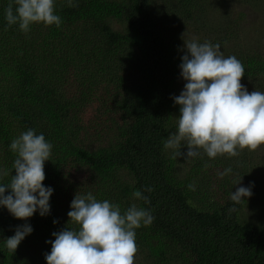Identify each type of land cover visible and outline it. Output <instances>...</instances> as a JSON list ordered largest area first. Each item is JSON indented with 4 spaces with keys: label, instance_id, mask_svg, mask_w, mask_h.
I'll use <instances>...</instances> for the list:
<instances>
[{
    "label": "trees",
    "instance_id": "16d2710c",
    "mask_svg": "<svg viewBox=\"0 0 264 264\" xmlns=\"http://www.w3.org/2000/svg\"><path fill=\"white\" fill-rule=\"evenodd\" d=\"M9 2L0 0V169L15 175L10 143L33 129L53 145L43 181L53 193L45 216L37 210L21 220L0 206V264H46V241L54 240L53 232L78 229L67 213L75 194L89 192L122 212L133 203L151 211L152 224L136 229V264H264V167L260 157L251 159L264 148L205 168V158L186 166L185 155L173 159L163 146L177 130L174 97L183 90L177 79L185 54L177 43L184 22L213 34L211 43L244 65L241 83L264 92V54L240 44L237 19L228 32L208 29L210 0H73L75 7L56 0L61 25L33 24L24 33L18 24L7 25ZM90 103L96 112L85 119ZM217 166L219 173L230 167L231 178L206 173ZM73 175L82 178L76 183ZM250 185L246 200L230 199ZM137 190L150 203L136 200ZM203 202L212 208L202 209ZM23 224L33 230L12 252L5 240Z\"/></svg>",
    "mask_w": 264,
    "mask_h": 264
},
{
    "label": "clouds",
    "instance_id": "9594fccd",
    "mask_svg": "<svg viewBox=\"0 0 264 264\" xmlns=\"http://www.w3.org/2000/svg\"><path fill=\"white\" fill-rule=\"evenodd\" d=\"M67 4L76 6L73 0H67ZM5 20L8 26L18 24L24 33L33 24L59 27L62 23L56 14V0H10ZM184 50L179 68L186 83L174 97V103L179 106L177 130L163 145L173 150L172 158L196 157L200 150L210 159L223 155L235 157L244 149L255 151L264 145V92H249L241 83L244 65L235 56L226 58L219 44L209 41H184ZM182 146L187 147L186 154L180 151ZM52 147L43 134L37 135L33 129L11 141L10 150L16 154L12 165L15 175L0 169V180L11 175L8 184L0 183V206L13 217L26 220L37 210L41 216L49 213L53 189L45 187L43 181L44 163L50 160ZM231 172L229 167L219 175L223 177ZM240 181L241 177L235 185ZM188 187L194 190V185ZM6 190L10 194L5 195ZM145 190L152 192L153 188ZM132 195L136 200L150 203L139 190ZM251 195V185L240 186L231 192L230 199L239 204ZM70 209L67 216L79 227L52 233L54 240L46 241L51 244V251L45 254L46 264H135L139 251L136 229L152 224L154 216L150 210L133 203L122 212L119 204L98 201L91 192L75 194ZM233 211L234 208L229 209ZM32 230L28 224L17 226L14 235L6 238V247L14 252Z\"/></svg>",
    "mask_w": 264,
    "mask_h": 264
},
{
    "label": "rangeland",
    "instance_id": "374dc122",
    "mask_svg": "<svg viewBox=\"0 0 264 264\" xmlns=\"http://www.w3.org/2000/svg\"><path fill=\"white\" fill-rule=\"evenodd\" d=\"M201 8V7H200ZM207 13V21H206V27L210 29L211 31H222V32H228V25L233 22L235 19L238 21V25L235 28V31L238 33L240 37V44L244 47H252L256 50H258L259 53L264 54V5H261L259 0H210L209 6L206 8ZM205 15V12H204ZM205 17V16H204ZM177 22V21H176ZM174 22V23H176ZM183 23V21H181ZM223 23V24H221ZM228 23V24H227ZM224 24H227L226 26ZM185 28L181 31L183 34L181 35L180 41L177 43L178 46L182 49H184V41L195 39L198 43H202L205 41L213 42L214 35L211 33H201L199 34L198 30L194 31L191 30L193 26L191 24H188L186 22L183 23ZM176 25H173L175 27ZM162 28H164V25H162ZM199 29V27H198ZM125 72V71H124ZM186 81H184L181 77V75L178 76L177 84L181 88L184 87V84ZM246 89L251 92L253 90L260 91V89L256 86L255 83H242ZM93 101V100H92ZM92 104V103H90ZM95 108V104H92L88 106L86 109H84V118H93L91 117L92 113L96 112L93 109ZM92 120V119H91ZM95 124L99 123V119L97 116H94ZM97 126V125H96ZM261 149L264 148V145L260 146ZM184 149H187L184 148ZM182 153H184L182 147L180 149ZM243 155L239 154L235 157H229L227 155L223 156H217L214 159H210L207 157V155L204 152H201L199 156L200 158H205L209 162V166L212 165V163L215 164V162L223 161V164H230L239 162ZM260 157V166L263 165L264 167V149L261 152L260 155H253L251 159ZM186 158V155H185ZM186 158V166L191 165L190 163L193 160H197L198 158L190 157ZM178 174H181L183 172V166H179L178 170L176 171ZM220 172V168L214 167L210 171H206L207 174H211L213 176H216ZM209 176V175H208ZM229 178H231L228 175H225ZM82 178V175L76 176L73 175L72 179L78 183L80 179ZM216 178H219V176H216ZM224 178L220 176V180ZM240 178V177H239ZM233 179V178H232ZM219 180V179H217ZM264 181V180H263ZM73 193H71L72 195ZM201 205V208L204 210H208L209 208H212L211 202L208 203H199ZM176 264H179V262H175ZM136 264V262H135Z\"/></svg>",
    "mask_w": 264,
    "mask_h": 264
}]
</instances>
